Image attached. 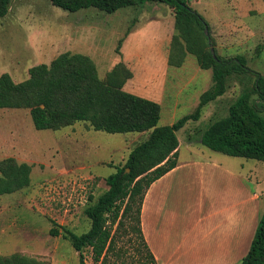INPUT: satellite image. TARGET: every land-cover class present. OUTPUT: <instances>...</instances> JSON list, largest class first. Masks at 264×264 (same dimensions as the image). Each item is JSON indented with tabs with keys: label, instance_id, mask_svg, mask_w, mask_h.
<instances>
[{
	"label": "rangeland",
	"instance_id": "1",
	"mask_svg": "<svg viewBox=\"0 0 264 264\" xmlns=\"http://www.w3.org/2000/svg\"><path fill=\"white\" fill-rule=\"evenodd\" d=\"M188 1L210 25L211 48L223 59L244 57L247 66L264 77V0ZM174 34V13L165 4L147 3L113 14L95 8L70 13L49 0H13L8 15L0 19V76L7 73L15 82H23L33 66L49 64L58 55L71 52L90 56L104 78L123 60L116 50L124 39L121 48H125L133 71L145 73L151 68L146 73L153 75V81H142L145 85L139 89L155 90V102L161 106L159 126H170L192 114L201 95L213 85L212 72L201 69L193 55L189 54L180 67H165L163 57ZM255 82L251 73L232 76L226 93L204 108L198 121L188 122L177 132L178 161L222 162L252 193L258 184L256 193L264 202V162L229 157L200 143L202 133L228 116L230 106ZM148 135L108 134L82 122L59 131H40L35 129L29 110H1L0 164L13 159L29 164L32 171L28 188L0 196V255H23L40 264H79V253L61 234L64 230L77 235L89 231L91 221L85 209L109 189L106 179L126 163L130 152ZM205 180L212 195L216 194L211 171ZM195 181L192 193L191 187L179 191L184 204L177 206L175 214L179 233L191 240L184 264H199L198 258L205 253L200 241L192 244L193 231L197 229L201 239L205 224L194 228L200 197L196 177ZM222 187L219 185V192L224 191ZM52 228L60 235L52 236ZM119 237V248L129 252L128 263L137 262L143 255L135 251L137 236L130 225ZM211 252L214 254L212 247ZM92 257L91 249H86L85 264H95Z\"/></svg>",
	"mask_w": 264,
	"mask_h": 264
},
{
	"label": "trees",
	"instance_id": "2",
	"mask_svg": "<svg viewBox=\"0 0 264 264\" xmlns=\"http://www.w3.org/2000/svg\"><path fill=\"white\" fill-rule=\"evenodd\" d=\"M13 0H0V19L9 13ZM59 9L75 13L95 8L108 14L147 3L169 6L174 13L175 34L169 62L182 66L187 55L196 57L199 67L212 72L213 85L200 98L196 110L170 126H159L161 106L157 102L124 90L133 78L123 62L115 64L104 78L88 55L65 52L51 62L29 69V77L15 82L9 74L0 76V111L27 109L36 130L59 131L76 123H86L108 134L149 133L129 154L126 163L106 179L109 189L85 209L91 221L88 232L77 235L64 230L63 238L79 253L91 249L95 264H130L129 252L119 248V233L128 226L136 233L137 253L133 264H159L142 231L141 212L151 185L178 165L180 141L177 132L190 121H198L202 111L227 91L234 75L253 74L256 82L229 108L228 116L213 122L200 137L208 149L229 157L264 162V77L247 66L244 57L223 59L211 52L210 25L189 5L188 0H49ZM124 39L116 52L121 54ZM129 170V172H127ZM32 166L8 159L0 164V196L28 188ZM94 200L90 196V201ZM50 234L60 235L52 228ZM0 264H40L23 255H0ZM240 264H264V213L248 254Z\"/></svg>",
	"mask_w": 264,
	"mask_h": 264
},
{
	"label": "crops",
	"instance_id": "3",
	"mask_svg": "<svg viewBox=\"0 0 264 264\" xmlns=\"http://www.w3.org/2000/svg\"><path fill=\"white\" fill-rule=\"evenodd\" d=\"M170 47L171 44L163 57L165 67L166 65L175 67L169 62ZM120 56L123 59L121 62L133 73V78L127 82L124 90L129 89L133 95L144 96L143 98L155 102V90L139 89L140 85H145L142 81L147 83L153 81V75L146 73L151 71V68L149 67L145 73L141 70L137 74L132 69V63L126 56L125 48H121ZM165 71L167 72L168 68ZM142 77H144L143 80ZM213 162L210 163L205 159L178 161L175 169L154 182L147 191L141 212L142 231L148 247L159 264H184L189 258L188 244L191 240L179 233L180 224L176 222L175 214L177 206L180 204L181 207L184 204L179 191L189 190L191 187L192 193L196 182L195 177L200 184L197 191L198 194L200 192V197L199 210H195L198 220L194 228L196 224L205 223L201 226L203 231L201 239L196 234L197 229L193 231L195 238L192 244L200 241L205 247V253L198 258L199 264H240L248 254L264 212L263 197L256 193L258 184H256L255 192L252 193L237 177V173L229 172L222 162ZM208 171H211V176L215 179L212 182H216V194L213 195L212 190L208 188L209 185L206 186L205 175ZM219 185L223 186V192H219ZM238 192H240L239 195ZM187 206L189 204L186 203ZM211 247L214 254L211 252Z\"/></svg>",
	"mask_w": 264,
	"mask_h": 264
},
{
	"label": "water",
	"instance_id": "4",
	"mask_svg": "<svg viewBox=\"0 0 264 264\" xmlns=\"http://www.w3.org/2000/svg\"><path fill=\"white\" fill-rule=\"evenodd\" d=\"M211 52L214 54V49L213 48H211ZM127 172H129V170H127Z\"/></svg>",
	"mask_w": 264,
	"mask_h": 264
}]
</instances>
